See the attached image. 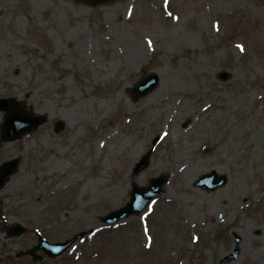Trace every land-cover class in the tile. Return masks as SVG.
Instances as JSON below:
<instances>
[{
	"label": "rangeland",
	"instance_id": "1",
	"mask_svg": "<svg viewBox=\"0 0 264 264\" xmlns=\"http://www.w3.org/2000/svg\"><path fill=\"white\" fill-rule=\"evenodd\" d=\"M0 99L46 118L2 142L19 112H0V168L16 162L0 182V264H264V0H0ZM213 172L223 187L194 186ZM161 175L145 211L105 224ZM81 232L59 257H16L37 234Z\"/></svg>",
	"mask_w": 264,
	"mask_h": 264
},
{
	"label": "water",
	"instance_id": "2",
	"mask_svg": "<svg viewBox=\"0 0 264 264\" xmlns=\"http://www.w3.org/2000/svg\"><path fill=\"white\" fill-rule=\"evenodd\" d=\"M75 2H80L88 5L89 7H97L103 4L112 3L116 0H73ZM221 79H226L224 75H220ZM158 84V77L154 74L146 76L140 81V83L135 87L134 93L136 99L146 96L152 92ZM13 109L20 111L22 115L15 114L9 115L6 117L5 125L7 126V131H4L2 138L4 141L15 140L21 137L25 133H29L37 129L40 125L45 122L44 117H31L26 115L23 108H19L18 104L14 103L12 100H0V111L8 114ZM63 129L61 122L55 124V131L59 132ZM16 163L12 162L4 166L0 170V180L9 176L14 171V166ZM148 164V156L144 157L135 168V173H138L144 169ZM165 182L164 177L154 179L150 182L149 187L147 188H138L133 186V189L130 194V202L124 207L105 219L107 225L117 223L118 221L124 219L128 215L142 212L147 204L157 195L162 194L161 186ZM226 183L225 178L216 179L214 174L206 175L200 178L196 186L201 189H205L208 192H211L219 187H223ZM15 232L11 236H19L22 233L20 227H16ZM84 236V233H80L73 237L71 240H68L61 244L50 245L46 243L41 237H38V245L27 251L26 254L33 256V259H37L35 252L37 250H42L48 257H57L67 250L78 238ZM237 256V250H235L228 259H235Z\"/></svg>",
	"mask_w": 264,
	"mask_h": 264
},
{
	"label": "bare ground",
	"instance_id": "3",
	"mask_svg": "<svg viewBox=\"0 0 264 264\" xmlns=\"http://www.w3.org/2000/svg\"><path fill=\"white\" fill-rule=\"evenodd\" d=\"M141 52V51H140ZM140 52H139V54H140Z\"/></svg>",
	"mask_w": 264,
	"mask_h": 264
},
{
	"label": "snow or ice",
	"instance_id": "4",
	"mask_svg": "<svg viewBox=\"0 0 264 264\" xmlns=\"http://www.w3.org/2000/svg\"><path fill=\"white\" fill-rule=\"evenodd\" d=\"M166 2H167V0H166Z\"/></svg>",
	"mask_w": 264,
	"mask_h": 264
}]
</instances>
